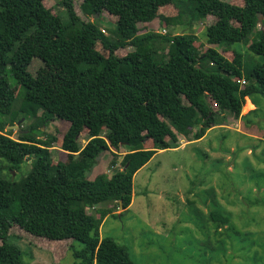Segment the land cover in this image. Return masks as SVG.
<instances>
[{
	"label": "trees",
	"instance_id": "16d2710c",
	"mask_svg": "<svg viewBox=\"0 0 264 264\" xmlns=\"http://www.w3.org/2000/svg\"><path fill=\"white\" fill-rule=\"evenodd\" d=\"M44 1L0 0V160L11 175L30 161L19 181L3 177L0 168V264H25L7 238L13 227L42 241L77 244L70 248L73 264H135L128 248L101 238L99 228L108 215L116 217L120 202L123 213L128 210L133 178L156 153L178 148L181 139L199 141L228 117L242 120L247 98L254 106L247 114L257 110L255 97L264 101V0H241L242 6L231 0H82L84 16L115 17L107 34L98 20L85 22L75 13L74 0H59L64 18ZM165 6L177 11L160 18L166 25L214 19L204 30L203 52L192 34L144 31ZM254 31L248 50L259 61L250 69L240 53L228 60L216 50L247 41ZM120 48L129 50L122 58L115 56ZM36 54L63 75L56 93L29 72ZM17 107L24 133L12 138L6 128L14 125ZM54 120L68 122L58 148L57 138L42 131ZM83 132L88 140L81 146ZM54 150L65 162L53 164ZM106 153L111 176L87 180ZM209 219L215 229L230 222L218 212Z\"/></svg>",
	"mask_w": 264,
	"mask_h": 264
},
{
	"label": "rangeland",
	"instance_id": "374dc122",
	"mask_svg": "<svg viewBox=\"0 0 264 264\" xmlns=\"http://www.w3.org/2000/svg\"><path fill=\"white\" fill-rule=\"evenodd\" d=\"M58 2L45 0L43 4L54 16L64 18ZM81 2L74 0V11L83 21L98 20L97 25L105 34L106 30L114 28L115 17L106 12L97 18L84 16L79 8ZM231 3L242 6L241 0H231ZM157 15L155 20L144 25V31L192 34L198 50L206 49L204 30L214 19L208 17L194 27L177 23L166 25L160 18L176 16L173 6L160 7ZM252 34L247 41L216 47V50L228 60L234 53H240L245 69H250L259 61V57L248 50L256 31ZM95 49L107 55L100 44ZM128 52L120 48L115 56L122 58ZM29 72L52 93L63 83V75L43 63L37 54ZM10 84L14 85L13 80ZM13 91L17 94V87ZM255 99L258 102L255 113L247 114L254 109L248 103L241 112L242 120L228 117L223 126L207 131L199 141L181 139L178 148L156 153L133 178L132 202L128 210L123 213V209L114 207L116 217L108 215L103 220L99 236L126 246L135 264H264V101L260 97ZM20 112L19 107L15 108L11 117L14 125L22 119ZM20 124L23 128L26 126ZM67 128L68 122L54 120L42 131L57 138L54 148H58ZM11 131L10 136L15 138V131ZM87 140V133L83 132L81 146ZM145 147L151 149L149 142ZM52 156L53 164L66 160V155L56 150L52 151ZM111 159V154H104L85 178L93 180L98 174L111 176ZM116 160V167L121 168V157L117 156ZM5 167L7 164L0 160L3 177L7 178L11 174ZM29 171L30 161L24 162L11 177L19 181ZM256 200L257 205L252 203ZM211 212L229 216V224L215 229L209 219ZM7 238L22 251L25 264L75 262L70 248H78V245L71 241H42L17 227L10 230Z\"/></svg>",
	"mask_w": 264,
	"mask_h": 264
},
{
	"label": "water",
	"instance_id": "95a60500",
	"mask_svg": "<svg viewBox=\"0 0 264 264\" xmlns=\"http://www.w3.org/2000/svg\"><path fill=\"white\" fill-rule=\"evenodd\" d=\"M93 17H94V18H97V17H99V15L96 14V15H94ZM258 20H259V22H261L262 18L259 17ZM6 129H7V130H14L15 132H19V133H24V131H22V130L19 128V122H18L17 124H15V125L8 126ZM119 209H122V207H121V202H120V207H119Z\"/></svg>",
	"mask_w": 264,
	"mask_h": 264
},
{
	"label": "crops",
	"instance_id": "0c3cea01",
	"mask_svg": "<svg viewBox=\"0 0 264 264\" xmlns=\"http://www.w3.org/2000/svg\"><path fill=\"white\" fill-rule=\"evenodd\" d=\"M248 103L252 106V108H254V106L252 105L251 101H250L248 98L246 99V104L244 105V108L246 107V105H247ZM249 111H251V110H249ZM249 111H247V113H248ZM244 115H245V114H244Z\"/></svg>",
	"mask_w": 264,
	"mask_h": 264
},
{
	"label": "clouds",
	"instance_id": "9594fccd",
	"mask_svg": "<svg viewBox=\"0 0 264 264\" xmlns=\"http://www.w3.org/2000/svg\"><path fill=\"white\" fill-rule=\"evenodd\" d=\"M244 108V107H243Z\"/></svg>",
	"mask_w": 264,
	"mask_h": 264
}]
</instances>
